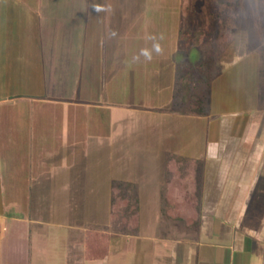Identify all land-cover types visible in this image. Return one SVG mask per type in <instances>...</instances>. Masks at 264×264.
Masks as SVG:
<instances>
[{
    "label": "rangeland",
    "instance_id": "1",
    "mask_svg": "<svg viewBox=\"0 0 264 264\" xmlns=\"http://www.w3.org/2000/svg\"><path fill=\"white\" fill-rule=\"evenodd\" d=\"M82 1L20 0L23 4L39 5L40 55H46L45 63L47 55L55 59V65L50 69V79L53 83L58 81V87L67 78L62 62L70 55H110L107 56L110 59L103 58L100 67L105 63L109 73L118 69L112 88L119 87V91L108 93L119 102L112 113V118L118 119L117 122L113 120L111 126L108 125L105 118L111 110L104 109L106 113L102 114L106 116L103 123L98 124L89 119L95 114L86 112L88 123L83 130V138L87 140L84 142L88 143L87 146L93 144L98 147V141L102 140L100 138H112V142H117L124 153L136 152L114 157L119 160L120 172L127 174L128 166L132 167L133 174L146 173L150 169L152 179L143 182L144 187L141 188L143 222L138 233L134 236L125 232L114 238L106 259L83 264H138L136 255L139 248L133 239L137 235L154 238L152 264H198L207 256L208 248L204 244H220L228 239L231 227L223 222L219 232L216 218L222 220L230 206V196L246 193L256 199L264 193V0H184L183 7L180 0H108L112 17L104 28L96 22H92V26L87 22L84 39L87 46L81 53L78 7ZM3 3L8 2L0 0V5ZM182 15L184 20L180 23ZM216 17L223 19L226 31H234V37L226 43L225 48L206 55L199 47L190 50L177 47L178 28L197 29L206 20ZM113 31L116 32L115 36L112 35ZM150 34L163 35V55L154 57L150 63L144 62L143 58L139 63H132V57L141 48L150 46L146 39ZM174 63L180 64L182 70H192L194 76L200 78L199 92L206 95L208 102L203 114L186 118L179 113L183 111L184 102L179 96L172 99L170 95V68ZM155 66L163 68L159 76L151 72ZM260 69H263L262 73ZM150 95L158 97L153 102L162 106L160 114L146 108L154 104ZM48 107L50 109L42 110L41 115L58 119L62 107L56 103ZM171 107L177 110L175 118L169 114ZM171 118L173 123H169ZM165 121L168 127L164 129L161 126ZM58 123L56 120L40 127L41 131L45 126L51 130V141L57 147L63 146L66 140L65 136L57 139V136L60 137L58 128H61ZM173 128L182 137L189 136L186 152L199 159L203 202L200 222L191 227L161 216L158 194L163 180L162 155H154L147 145L136 150V145L142 147L141 144L145 143L146 140L142 138L157 134L159 129L171 132ZM89 159H93L91 164ZM106 159L108 162L110 157L87 158L86 174H91L93 182L88 185L92 186L65 189L55 187L54 184L59 182L48 184L45 181L44 185L52 186L40 185L32 189V202L29 199L30 203L23 205V211H28L33 221L41 224L67 226L70 236H77L78 229L93 217L97 216L104 224L110 209L109 178L124 175L110 171ZM103 161L106 164L104 167L100 165ZM137 165L138 172L135 171ZM100 167L105 177L98 170ZM216 169L221 171L218 173ZM210 175H213L214 183L212 203L206 198V192L211 188ZM218 179L219 183L215 184ZM20 222L14 226V234L4 241L6 249L3 248L0 264H29V236ZM67 264H77V260L69 259Z\"/></svg>",
    "mask_w": 264,
    "mask_h": 264
},
{
    "label": "crops",
    "instance_id": "2",
    "mask_svg": "<svg viewBox=\"0 0 264 264\" xmlns=\"http://www.w3.org/2000/svg\"><path fill=\"white\" fill-rule=\"evenodd\" d=\"M7 2L0 5V23H2L0 27V261L3 248L6 249L4 241L14 234V226L20 221V225L26 228L29 236V264H67L69 259L74 258L77 260V264H83L86 261L104 260L110 255L114 238L121 236L123 233L111 240L109 253L106 257L95 259L85 257L84 237L90 227L103 229L109 226L110 209L104 224L100 223L97 216L93 217L91 221L78 229L77 236H70L67 226L62 224H59L60 226L44 225L33 221L30 213L23 211V205L32 202V189L40 187V185L42 187L52 186H48L49 182H59L54 184L55 187L65 189L92 186L88 185V183L93 182L92 176L86 174L88 168L86 163L89 156L110 157L108 162L106 159V163L110 171H114L119 175L118 173L122 170L118 169L119 160L114 159V157L136 153L135 151L124 153L123 149L119 148L118 143H113L110 137L100 138L102 140L91 137L100 140L98 143L96 142L98 147L93 146V144L87 146L88 143L84 142L87 138H83V130L87 128L88 123L85 116L87 113L95 114L89 119L94 122L97 121L99 124L103 123L106 116L102 114L106 113L104 109H110L111 115L108 113L105 118L106 123L111 126L113 120L117 122L118 118L113 119L112 113L113 110L118 108L119 102L116 97L110 94L114 90L116 93L119 91V87L112 88V85L115 84L114 77L118 76V69L113 73H109V68L106 67L104 62L103 67H100L103 58H109L107 56L110 55H70L67 60L62 62L63 66L61 65L64 67L62 69L65 71L67 78L63 79L61 86L58 87L59 82L53 83L50 79L52 76L50 69L55 65V59L52 55H47L48 59L45 63L46 55H40L39 5L23 4L20 0H7ZM94 3L108 5V0H89V2L84 0L78 7L79 51L81 53L84 46H87L84 40L85 28L88 27L87 22L89 21L90 26H92V22H96L97 25L104 28L112 17L109 11L101 13L95 11ZM180 4L183 7L184 0H180ZM183 20L184 15L181 16L180 23ZM183 29L196 30L191 27L182 28L181 26L178 28L176 45L179 49H181L179 47V35ZM173 65L170 68L171 76L169 78V83L172 86L171 98L175 99L179 96L181 101L184 102L179 91V79L186 74L193 76L192 92L196 97L190 103L184 102L183 111H179V113L185 115L186 118H188L187 116L196 117L203 114L208 102L206 101V95L199 92L198 83L200 78H196L192 70H182L180 64L174 63ZM156 66L150 71L152 74L159 76L163 68ZM262 71L263 69H260V73ZM148 77H150V74ZM150 99L155 105L151 104L152 106L146 108H152L160 114L159 109L162 106L153 102L158 97L151 96ZM51 103L59 104L62 107V113L61 115L59 113V118L56 119L59 122L58 124L61 125V128H58L60 137L57 136V139H62L65 136L66 140L63 146L59 147L51 141V130L49 128L45 126V129H42L43 131L40 130L41 124H50L52 121L54 123L56 121L49 118V116L44 117L41 115L42 110L47 111L46 109H50L48 106ZM194 104H202V112L194 111V108H192ZM168 110L171 111H169L170 116L175 118L177 110L173 107ZM98 111H101V113ZM172 118L169 123H173ZM45 119L48 121H45ZM157 120L160 122V119ZM175 121L179 122L178 120ZM167 124L165 121L161 127L166 128L168 127ZM107 129L109 130V127ZM157 131V134H149L144 139L142 138L143 141H146L141 144L142 147L136 145V150L138 151L139 148L142 149L147 145L148 150H153L154 155L160 157L162 155L163 178L161 179L163 180L158 194L161 200L160 213L164 219L174 220L167 218L162 209L165 187L175 175L171 177L169 174L168 161L170 158L195 161L196 165L191 171L194 173V186L197 189L199 203L202 205L203 188L200 185L199 159L186 152L189 136L185 137L183 135L182 137L181 133L177 129L174 130V128L171 129V132L160 131V129ZM109 134L112 136L111 130ZM150 139L153 142H149ZM126 161L128 162V160ZM92 162L93 159H89V163ZM100 165L104 167L106 164L103 161ZM128 165H130L129 162ZM126 168L128 170L127 174H124L123 171L120 173L124 175L110 176L111 178H109L110 202L111 187L115 183L126 185L129 192L138 199L140 225L135 232H129L135 236L141 229L143 222V192L141 188L144 187L145 182L149 181L151 175L149 174L150 169L146 173L133 174L131 166ZM136 168L135 171L138 172L139 166L137 165ZM98 170L103 171L101 167ZM220 171L221 169L219 171L216 169V172L219 173ZM262 172L264 171L262 170ZM101 174L105 177L103 172ZM190 176L192 179L193 175L190 174ZM212 176L210 175L211 191L207 190L206 192V198L211 203L214 198ZM217 176L220 175L217 174ZM45 181L48 184L44 185ZM219 181V179L215 181V184ZM192 186L190 185V188ZM260 195L256 199L250 198L246 193L241 195L234 193L230 196V206L223 214L222 220L219 217L216 218L219 232L223 222L231 227L232 230L228 233V239L220 244H204L208 248L206 250L207 256L201 259L198 264H264V193ZM29 199H31L30 202ZM200 219L201 207L199 222ZM23 221H25L24 224H22ZM133 239L139 248L136 255L138 264H152L154 238L137 235Z\"/></svg>",
    "mask_w": 264,
    "mask_h": 264
},
{
    "label": "trees",
    "instance_id": "3",
    "mask_svg": "<svg viewBox=\"0 0 264 264\" xmlns=\"http://www.w3.org/2000/svg\"><path fill=\"white\" fill-rule=\"evenodd\" d=\"M224 21L216 17L203 22L196 30L183 29L179 35V47L190 50L199 47L204 54L211 55L223 49L234 37V31H226ZM193 76L184 75L179 79V91L184 102L196 99L192 92ZM202 104L192 105L193 110L202 112ZM192 165V166H191ZM195 161L170 158L168 172L172 177L164 191L163 214L170 219L194 226L199 222L200 203L194 182ZM190 174L193 175L192 179ZM190 185H193L190 188ZM140 225L138 199L122 183L111 187L109 226L107 228L90 227L84 237L85 257L89 259L104 258L109 253L110 243L114 237L125 232H135Z\"/></svg>",
    "mask_w": 264,
    "mask_h": 264
},
{
    "label": "clouds",
    "instance_id": "4",
    "mask_svg": "<svg viewBox=\"0 0 264 264\" xmlns=\"http://www.w3.org/2000/svg\"><path fill=\"white\" fill-rule=\"evenodd\" d=\"M93 7L98 13L111 11L110 6L103 3H94ZM112 35L115 36L116 32L113 31ZM146 39L150 42V46L141 48L139 53L132 57V63H139L141 61V58H143L144 62L150 63L152 62L154 57L163 55L164 47L161 42L164 37L162 34H150L146 37Z\"/></svg>",
    "mask_w": 264,
    "mask_h": 264
}]
</instances>
